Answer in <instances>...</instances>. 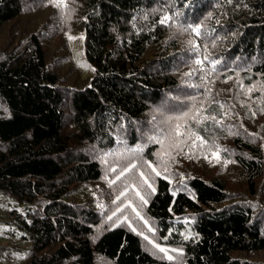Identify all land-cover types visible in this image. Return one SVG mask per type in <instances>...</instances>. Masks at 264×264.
Masks as SVG:
<instances>
[{"label":"trees","instance_id":"trees-1","mask_svg":"<svg viewBox=\"0 0 264 264\" xmlns=\"http://www.w3.org/2000/svg\"><path fill=\"white\" fill-rule=\"evenodd\" d=\"M41 2L48 14L33 26ZM176 12L209 33L197 41L204 71L188 77L194 37L159 23ZM65 30H83L89 77ZM201 102L221 123L188 119L205 142L177 147L185 121L168 117ZM262 109L264 0H0V193L12 199L0 262L264 264L253 256L264 252Z\"/></svg>","mask_w":264,"mask_h":264},{"label":"snow or ice","instance_id":"snow-or-ice-1","mask_svg":"<svg viewBox=\"0 0 264 264\" xmlns=\"http://www.w3.org/2000/svg\"><path fill=\"white\" fill-rule=\"evenodd\" d=\"M228 2L230 3L231 0H228ZM50 3H53L54 6L60 8L63 7L65 4V0H50ZM183 14L180 12H176L173 13L172 15H163L160 20L159 23L161 25H175L177 27V31L180 34L183 33H189L191 34L194 38L190 39L187 44H188V53L192 56H196L197 58L194 59L192 61V63L195 65V67L192 68L191 71L184 73V76L188 77V76H192L194 74H196L198 71H204L202 65L204 63V61L209 60V56H204L203 60L198 58V48H199V44L197 43L198 40H202V39H206L209 35V33L207 31H205V24L203 23V21H201L200 23H185L182 19H180V17ZM212 18V14L209 13L207 19H211ZM213 64V68H215V65L220 64V61H212L211 62ZM193 87H197V86H193ZM251 91V90H249ZM193 100L195 99L194 97L192 98ZM203 102H201V107L197 108V107H193V109H190L187 112H184L182 115L180 116H176V117H172L169 116L168 120H176V121H185L184 125H181L180 123H177L174 127V129H172V132L174 133V136L176 137V146L179 147L181 141V137H183L184 139L190 138L191 136H196V140L201 141V143H204V138L201 137L197 132L191 130L188 125H187V120L191 119L196 125H204L206 121H215L216 124H220L221 122L219 120H216L215 116H209V115H201V113L204 111L203 107ZM221 108L223 107V105L220 106ZM262 111H264V109H262ZM234 134V133H233ZM254 135V134H253ZM150 139H155L154 137H151ZM157 142H161L158 141ZM193 143L195 144V141H193ZM142 148H137L134 149L133 151L135 152H140L142 151ZM219 151H226V149H219L217 150L216 153H213V155H216L217 158H219ZM168 155V153H163L162 156H166ZM227 163V161L225 162ZM136 165H131V168H135ZM148 167L152 169L153 172H155L156 176H160L161 173L159 171H157V169L155 167H153L152 164H148ZM130 169L126 168L123 171H121L120 176H123L125 172L129 171ZM113 171H115V169H113ZM165 171H167V168H165ZM141 177H144V173L141 172L140 173ZM120 176H117V179L120 178ZM115 181H112V183H114ZM144 183L148 185L149 188L152 187V185L149 183L147 178H144ZM153 192H155V189H152ZM121 196L124 195L123 192H121L120 194ZM137 195L139 196L140 193L137 192ZM117 199H119V197H117ZM140 199L146 204L147 200L145 199L144 196H140ZM117 211H119V209H117ZM135 211V209H134ZM115 215V213H113V216ZM137 215L139 216V213L137 212ZM109 220L112 219V217H108ZM116 226V225H114ZM133 231H136L135 228L132 229ZM149 231H152V229H149ZM140 235H143L142 233H139ZM186 239L188 237H185ZM145 240H148V242L150 244H153V246L155 248H157L160 252H164L165 254H167L168 249L166 248H162L160 247L159 244L154 243L152 240H150L147 236H144ZM172 251H177L176 249H172ZM168 259H172L171 256L167 257Z\"/></svg>","mask_w":264,"mask_h":264},{"label":"rangeland","instance_id":"rangeland-1","mask_svg":"<svg viewBox=\"0 0 264 264\" xmlns=\"http://www.w3.org/2000/svg\"><path fill=\"white\" fill-rule=\"evenodd\" d=\"M47 9H48V5H44L41 2L37 7L32 9L33 13L31 14V16L29 15V17L26 18V20L30 19L31 20L30 23L33 26H37L39 21L44 19V16L46 18L47 14H48V11H46ZM66 21H67V19H66ZM10 30H11V26L6 25V31H10ZM14 30H16V29H14V26H13L11 32H13ZM63 35L67 39L68 46L71 50L72 58L80 70V76L82 78L89 77L93 73V69L89 65V63L86 61L84 54H83V36H84L83 30H75V31L65 30L63 32ZM57 39H58V41L60 40L59 38H57ZM55 42H56V39H52L51 45H54ZM49 49H51L50 46H49ZM62 68H64V67H62ZM72 80L70 79L69 82H72ZM221 159L222 158H221L220 153H219V158H217L216 155H213V153L211 154V156H209V157L207 156V158H206L207 162H210V163H208L210 166H213L214 164L219 163ZM177 160L182 161V156H177ZM184 160L186 161L185 168L187 170L190 169L191 166H194V167H196L197 172L203 171L204 167H202L201 163H199V162L194 163L193 159H191L189 161V163H187V159L184 158ZM197 161H198V159H197ZM202 173H204V172H202ZM233 186L238 187V188L240 187L238 182L236 184H234ZM11 201H12V199L10 196L0 193V234L2 232H5V229L7 228L8 223L6 222L7 221L6 209H8V206L12 205ZM166 255H169V252H167ZM253 256L264 259V252L257 254V255H253ZM8 262H9V260H5V261L0 262V264H8Z\"/></svg>","mask_w":264,"mask_h":264}]
</instances>
